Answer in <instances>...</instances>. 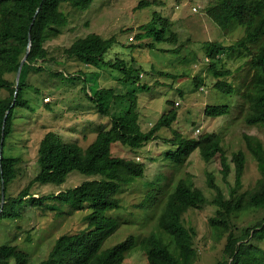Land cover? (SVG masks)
I'll use <instances>...</instances> for the list:
<instances>
[{"label":"trees","instance_id":"16d2710c","mask_svg":"<svg viewBox=\"0 0 264 264\" xmlns=\"http://www.w3.org/2000/svg\"><path fill=\"white\" fill-rule=\"evenodd\" d=\"M93 2L94 0H0V94L3 91L9 93L6 97L0 96V153L4 137L2 159L0 156V182L2 186L4 182L6 191L0 223L21 218L22 211L28 206L37 208L39 215L55 212L58 208L55 204H60L61 209L63 208L58 213L61 216L87 211L84 217L86 228L78 233L61 235L48 256L39 264H126L128 257L136 251L145 255L147 264H196V231L185 226L184 216L191 209H200L206 203V196L194 184L190 174L171 185L167 181L160 183L161 180L158 185L148 184L149 190L136 208L151 215L159 209L155 230L143 237L131 234L123 241L109 245V241L125 225L121 217L109 216V212L124 209L122 194L135 181L144 178L147 170L146 164L133 158L113 156V145L121 143L135 153L145 149L149 142L158 138L162 129L171 128L177 121L176 103L149 131H144L141 125L139 92L131 89L124 94H117L111 87H101L98 81L94 86H89L86 74L83 92L89 96L103 120L110 118V124L101 122L97 125L95 140L85 148L78 142H63L55 132H48L39 146V173L17 196L9 195V188L18 176V164L21 160L19 157H6L5 149L14 129L17 109L30 108V102L25 97L30 85L23 79L26 64L38 65L47 59L46 40L50 36H58L61 28L69 23V16L62 11L64 4L86 11ZM155 4L156 1L143 0L137 8L144 9ZM207 16L225 32H234L239 28L244 31L245 36L233 45L227 47L221 42H208L204 45V51L212 64V73L218 78L215 89L227 95L237 94L248 107L245 123L251 127L264 128V0H213L207 8ZM32 23V48L22 71L18 96L15 98L16 80L12 81L8 76L17 74L27 53ZM141 30L146 33L140 32L135 38L139 40L143 35L147 36L151 40V49L156 48L157 44L173 45L178 42L173 24L159 13L154 14L150 23L141 27ZM114 43V39H105L92 33L77 39L66 50V54L69 59H76L87 66L101 70L113 68L121 74L119 81L126 85L135 83L139 90L151 91L150 85L141 83L143 73L140 68L130 69L119 58L105 60ZM183 46L181 44L170 52L180 53ZM253 48L256 50L252 51ZM243 51L250 52L251 55L249 61L244 63V75L234 78L240 85L238 88L234 81L223 80L234 73L228 69L219 70L218 66L223 63L226 53L230 52L231 55ZM241 69L239 67L236 72ZM37 70L43 69L39 67ZM134 71L137 72L136 75ZM96 73L98 72L93 74ZM57 74L65 77L63 73ZM200 76L197 75L194 79L197 87L203 82ZM14 100L15 105L12 106ZM124 105H127L125 110L113 113L114 106L120 108ZM231 111L229 106H209L205 113L208 117L218 118L229 115ZM243 139L247 150L257 161L261 175L255 187L243 193L240 190L247 164L246 154L239 150L229 159L221 135L204 133L198 138L187 139L175 132V138L171 140L175 149L165 153L167 161L176 168L184 166L192 154L199 150L204 161L216 165L224 181L228 180L234 168L235 184L228 199L222 188L215 183L213 173L208 175V184L216 191L214 203L218 207L217 215L209 221V227L218 239L228 235L225 253L230 259L217 264H264V248L252 243V240L264 241V220L253 229H247L248 240L245 236H235L231 230L233 215L249 209L264 210V142L250 133L243 134ZM74 171L102 177L48 196L36 197L31 193L36 184L63 185ZM26 242H33L30 234ZM30 262L28 248H20L12 243L0 244V264Z\"/></svg>","mask_w":264,"mask_h":264},{"label":"rangeland","instance_id":"374dc122","mask_svg":"<svg viewBox=\"0 0 264 264\" xmlns=\"http://www.w3.org/2000/svg\"><path fill=\"white\" fill-rule=\"evenodd\" d=\"M142 1L94 0L86 11L69 4L62 6V11L69 16L68 25L61 28L58 36H50L46 40L47 59L38 65L26 64L27 69L23 72V79L30 85L25 94L30 108L17 109L14 129L6 144V157L14 156L21 160L18 164V176L9 188V195L17 196L39 173V146L48 132H55L63 142H78L85 148L95 140L97 125L101 122L110 124V118L103 120L89 96L83 92L84 79L88 74L89 86H94L98 81L101 87H111L117 94H124L131 89L139 92L141 125L144 131H149L164 114L174 108L173 103L178 107L177 121L171 128L162 129L158 138L149 142L145 149L135 153L121 143L113 145V156L133 158L146 164L147 170L144 178L135 181L122 194L124 209L109 212V216H119L125 224L109 241V245L113 246L131 234L143 237L155 230L159 209L151 215L136 208L149 190L148 184L158 185L161 180L160 183L167 181L171 185L190 174L194 184L206 196V203L200 209H191L184 216L185 226L196 231V264L225 262L230 259L225 253L228 235L218 239L209 227V221L217 215L218 207L214 203L216 191L210 188L208 175L213 173L215 183L222 188L228 199L235 184L234 168L228 180L224 181L216 165L204 161L199 150L192 154L184 166L176 168L167 161L165 153L175 149L171 144L175 132L187 139L198 138L204 133H216L221 135L229 159L239 150L246 154L247 164L241 193L252 190L261 178L257 161L247 150L243 134L256 135L264 142V128L251 127L245 123L248 107L237 94L227 95L215 89L218 78L212 73V64L208 62L204 51V45L208 42H221L227 47L233 45L245 36L244 31L240 28L234 32L221 30L207 16V8L213 0H151L156 1V4L138 9L137 6ZM156 13L173 24V32L178 35L177 43L157 44L156 48L151 49V40L147 36L143 35L139 40L135 38L140 32L146 33L141 27L150 23ZM92 33L105 39H114L115 43L105 60L119 58L130 69L140 68L143 73L141 83L150 85L151 91L139 90L135 83L126 85L119 81L121 74L113 68L101 70L76 59H69L66 50L77 39ZM181 44L184 45L183 51L170 52ZM254 50L256 49L253 48L252 51ZM250 55V52L245 51L231 55L230 52L226 53L218 69H228L234 74L223 80L234 81L239 88L240 85L234 78L244 75V63L249 61ZM39 67L43 70H37ZM239 67L242 69L236 72ZM95 72L98 73L93 74ZM57 73H63L65 77ZM136 74L134 71V75ZM197 75H201L203 79L199 87L194 81ZM71 77L76 79H69ZM8 78L15 81L17 74L9 75ZM8 95L6 91L0 94L1 97ZM209 106H229L232 111L229 115L211 118L205 113ZM126 108L127 105L120 108L114 106L113 113ZM101 177L74 171L63 185L36 184L31 193L36 197L48 196ZM2 187L0 182V204ZM55 205L58 207L56 211H50L48 215H39L37 208L28 206L22 211L21 218L2 221L0 244L12 243L20 248H28L30 264H39L48 256L61 235L78 233L87 226L84 221L87 211L61 216L58 213L63 208L61 209L60 204ZM262 220L263 209H249L232 216L231 230L237 237H246L247 229H253ZM29 234L33 241L30 244L26 242ZM252 243L264 248V241L252 240ZM126 264H147V259L142 252L136 251L128 257Z\"/></svg>","mask_w":264,"mask_h":264},{"label":"water","instance_id":"95a60500","mask_svg":"<svg viewBox=\"0 0 264 264\" xmlns=\"http://www.w3.org/2000/svg\"><path fill=\"white\" fill-rule=\"evenodd\" d=\"M34 23H32L31 25V28H30V33H29V45H28V48H27V53L25 55V57L23 58L21 64H20V67H19V70L17 72V78H16V91H15V98L18 96V92H19V85H20V81H21V75H22V71H23V68H24V65L28 62V57H29V54L31 52V48H32V36H31V29H32V26H33ZM15 105V100L13 102V105ZM9 114V111L7 112V115L5 117V123H6V119H7V116ZM5 127V125H4ZM3 142H4V137L2 138V142H1V145H2V149H1V153H0V156H1V159L3 157ZM6 202V191H5V186H4V182H3V187H2V202H1V209H0V214L3 210V206Z\"/></svg>","mask_w":264,"mask_h":264},{"label":"clouds","instance_id":"9594fccd","mask_svg":"<svg viewBox=\"0 0 264 264\" xmlns=\"http://www.w3.org/2000/svg\"><path fill=\"white\" fill-rule=\"evenodd\" d=\"M134 39V38H133ZM208 60V59H207ZM208 62H210L209 60H208ZM211 63V62H210Z\"/></svg>","mask_w":264,"mask_h":264},{"label":"built area","instance_id":"2783aa9c","mask_svg":"<svg viewBox=\"0 0 264 264\" xmlns=\"http://www.w3.org/2000/svg\"><path fill=\"white\" fill-rule=\"evenodd\" d=\"M131 40H133V38H131Z\"/></svg>","mask_w":264,"mask_h":264}]
</instances>
